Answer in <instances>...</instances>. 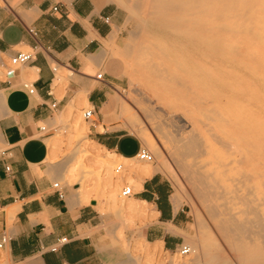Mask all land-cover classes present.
<instances>
[{"label":"bare ground","instance_id":"bare-ground-1","mask_svg":"<svg viewBox=\"0 0 264 264\" xmlns=\"http://www.w3.org/2000/svg\"><path fill=\"white\" fill-rule=\"evenodd\" d=\"M131 12L137 19L133 42L113 39L110 49L126 63L123 76H128L130 92L127 97L115 92L113 107L102 116L103 122L111 114L121 118L158 160L157 166L134 172L139 180L155 172L168 175L178 207L185 194L179 174L184 175L201 205V213L195 210L196 234L182 232L186 244L169 256L168 264H264V0H137ZM61 73L55 83L69 76ZM81 98L90 106L84 92ZM72 114L69 122L62 116L53 121L77 141L68 143L71 152L61 160L54 154L60 134L50 139L46 161L52 174L71 184L78 173L84 188L95 171L85 167L82 157L91 155L119 219L108 236L125 258L111 264H159L160 243L141 239L139 227L135 244L124 237L131 217L143 207L132 198L116 199L121 182L128 181L133 190L138 186L129 175L114 178L112 167L117 159L136 162V156L90 145L87 133L96 115L87 123ZM85 194L81 191L80 197L86 201ZM183 246L189 248L185 257ZM135 248L144 253L135 254Z\"/></svg>","mask_w":264,"mask_h":264},{"label":"crops","instance_id":"crops-1","mask_svg":"<svg viewBox=\"0 0 264 264\" xmlns=\"http://www.w3.org/2000/svg\"><path fill=\"white\" fill-rule=\"evenodd\" d=\"M136 3L137 0H0V54L8 60L20 50L33 52L30 62L19 66L11 76L0 78V243L5 238L0 247L2 261L111 264V260L125 258L108 236L114 224L105 228L106 223L114 222L115 213L108 211L104 199L94 194L87 197L86 193L85 201L76 184L61 185L59 189L53 186L55 175L46 161L53 131H41L39 127L53 125L56 115L66 112L71 104L76 109L82 102V92L97 116L90 126L98 129L102 124L97 122L111 110L112 95L120 88L114 90L109 73L104 72L102 79H97L96 74L102 68V72L106 71V62L118 58L122 70L116 71L124 75L126 63L111 54V43L113 39L123 43L135 23L131 11ZM54 6L59 9L53 11ZM29 28H33L34 35ZM54 63L57 71L69 73L61 83H55L59 77L52 69ZM26 81L33 86V93L23 87ZM53 102L55 108L51 107ZM98 130L94 129L92 135L98 145L125 158L135 157L140 145L130 151L128 134ZM131 175L138 188H132L128 198L143 207L132 217L151 219L139 229L140 238L150 244L160 243L159 247L165 249L181 245L182 232L189 234L185 230L189 216L183 201L174 206L170 181L161 172L143 180ZM169 224L175 227L174 232L169 230Z\"/></svg>","mask_w":264,"mask_h":264},{"label":"rangeland","instance_id":"rangeland-1","mask_svg":"<svg viewBox=\"0 0 264 264\" xmlns=\"http://www.w3.org/2000/svg\"><path fill=\"white\" fill-rule=\"evenodd\" d=\"M134 20H135V23L129 29L128 35L126 36V38H124L122 40V42H124L125 40L133 42L134 39L131 36V32H134L136 30V27H137V19L134 18ZM173 25H177V24L173 23ZM1 57L3 59V62L6 65L9 66L10 65L9 60H7L2 54H1ZM104 66L106 67V71H103V72L109 73V77L111 76L113 78V80H114V85H115V89L114 90H116L117 88H120L121 95H123V97H127L128 93L130 92V85H129L128 76H120L119 72L116 71L117 68L122 70L120 60L118 58H116L114 60H110L109 62H106L104 64ZM102 70H103V68L100 71H98V72H102ZM5 71H6V67L2 66V64L0 63V78L4 77ZM57 74H60L59 69L57 71ZM61 74H65V73H61ZM128 103H130V105L132 106V103L130 101H128ZM70 106L71 105H69L68 110L66 112H59L56 115L55 118L62 116V117L65 118V120H67L69 122L72 119L71 118L72 115H73L72 112H74V114H76V113L78 114V116H79V118H80V120L82 122L86 121V120L83 119L82 113H83V110L89 109L90 106H88L85 103L81 102V103L76 105L75 111H73V109L71 110ZM117 113H119V110H117ZM111 115L107 118L106 122H103V118L102 117L99 118V122H97V123H102L103 130H98L97 128H94L92 126L89 127V132L87 133V136H88V141L87 142H90L91 143L90 145H92V142L93 143L95 142V141H93V138H92V135L94 134V129H95V130H98V131L112 130L113 134H121V133L128 134V138H130V140H131V142H130V144L128 146V149L130 151H134L136 149V146H139V145L142 146V147H145L144 145H142L140 143V141L138 140L137 137L129 134L128 128L123 125V120L121 118H114V116L113 115L111 116ZM94 117H95V119H97V116H94ZM90 121L91 120L87 121V123H89ZM44 125L46 126V128H48L47 130H52L53 131V135H52L53 137L57 133L60 134V138L62 139V143L60 144L59 148L54 150V154H55L56 159H61L62 160L64 157H66L71 152V147L68 145V143L75 144L76 141H77L76 135H72V134H70L68 132H65V131H59L60 130L59 127L61 126L60 123L53 124V125H46V124H44ZM169 129H173V128H169ZM47 143H48V141H47ZM146 148L147 147H145V149ZM147 150H149V149L147 148ZM49 151L51 152L50 147H49ZM109 151L110 152H115L113 150H109ZM92 159L94 160V158L91 155H87L86 153L83 154L82 160L84 162L85 167L87 169L95 171V173H93L92 175L88 176L89 177V179H88L89 181H87L88 183L87 182L85 183V187L84 188L81 185V183L79 182L80 174H78V173H76V175H75L76 177H74V180L72 181L71 184H65V183L59 182L57 180H56V182H59V184L62 185V186H73V185L76 184L79 187V191H84L85 190L86 193H88V194H94L95 196H98L99 198H103L104 201L107 203L108 211H114V213L116 214V212H115V209H116L115 204L110 206V204L108 203L109 199L106 198V197H108V194L106 193V191L108 190L107 187L103 186L102 184L100 185L99 184L100 182H98V180H97L96 172L99 169H96V168H98V165L95 163V160L93 161ZM118 165H122L123 166L122 171H120V173H116L115 172V169H116V167ZM157 165H158V160L156 158H154V161L152 163H145V162L139 161L137 159H136V162H129V161L127 162V161H122L120 159H117L115 164L112 167V173L114 175V178H116L119 174L132 176L131 173H134L137 170L139 171L140 169H142V168H144L146 166H157ZM94 167H95V169H94ZM161 175L163 177L167 178L170 181V183L172 184V186H173V181L171 180V178L168 175H166L164 173H161ZM179 176L181 178L183 186L185 187L184 188L185 189V194H184V197H183V203L186 204L185 209H186V211L188 213V216H189L188 217L189 222H188L185 230L187 232H189L188 235L193 236L197 232V228H195V226H196L195 210L201 209V212H202V208H201V205L199 204L198 199L194 195V192L192 190L191 185L187 182V180H184V178H185L184 175L179 174ZM94 179H96V180H94ZM94 181L98 182V184L94 183ZM126 185H129L131 187V183H129L128 181H123V182H121L119 187L117 186L115 188L116 193L119 196L118 198L116 196V199L117 200L119 199L118 201H120V200H125L126 201V200L129 199L128 197H123L121 195V190ZM173 188H174V186H173ZM199 212H200V210H199ZM115 214H114V217H115L114 222L106 223L105 224V228L109 229V227L111 225H113V224L116 225L119 222L118 216H117V214L116 215ZM202 215H203V213H202ZM149 220H151V219L150 218L149 219H143L141 217H135V218L132 217L131 218L130 228H129V230L128 229L125 230L124 237L126 236L127 238H131L132 240L134 239L135 241L134 240L133 241H134V244H135V242L137 241L136 240L137 239V235H136L137 233L136 232H137L138 227H139V229H142L145 225L149 224V222H150ZM135 229H136V231H135ZM179 244H181V245L186 244L185 237H183V242L182 243L180 242ZM179 249H180L179 246L174 248V249H165V248L162 247L160 252H159V256L156 259L155 263L168 264L169 256L173 255V253H178ZM133 251H134L135 254H143L144 253L143 250L140 249V248L139 249L135 248ZM227 253H228V255L233 256L231 252L227 251ZM188 254H186V256ZM121 256H123V254H121ZM182 257H185V255H182ZM0 264H9V263H5V261H2V259H0Z\"/></svg>","mask_w":264,"mask_h":264},{"label":"built area","instance_id":"built-area-1","mask_svg":"<svg viewBox=\"0 0 264 264\" xmlns=\"http://www.w3.org/2000/svg\"><path fill=\"white\" fill-rule=\"evenodd\" d=\"M59 8L57 6H54L52 8L53 11H57ZM29 32L31 34H35V31L33 30V28H29L28 29ZM33 58V52L32 51H28V50H20L18 52H16L14 55L10 56V58L8 59L9 60V63L10 65H6L4 62H3V59L1 57L0 59V63L2 64V66L4 65L6 67V71L4 73V76H11L15 70L19 67V66H22L28 62H30ZM56 67H57V64L54 63V66L52 67V69L55 71L56 70ZM104 72H98L96 74V78L97 79H102V76H103ZM23 87L29 92V93H33L34 92V88L33 86L30 84V82L26 81L23 83ZM51 107L52 108H55L56 107V103L53 102L51 104ZM82 116L85 120H89L91 119L93 116H94V110L92 107H90L89 109H86V110H83V113H82ZM94 121V119H93ZM39 129L41 131H47V128L46 126H40ZM137 160L139 161H142V162H145V163H152L154 161V156L151 154L150 151H148L147 149H145L144 147L140 146L135 154ZM122 166L121 165H118L117 168L115 169L116 172H120L122 171ZM5 169L7 171H10V168L8 166L5 167ZM53 186L56 188V189H59L61 187V185L59 184V182H55L53 184ZM59 192V190H58ZM133 193L132 191V188L129 186V185H126L122 188L121 190V195L123 197H129L131 196ZM63 240V239H61ZM5 241V238L2 239V242ZM2 242L0 243V247L2 245ZM189 251V248L186 247V246H183V248L181 249V254H187Z\"/></svg>","mask_w":264,"mask_h":264}]
</instances>
